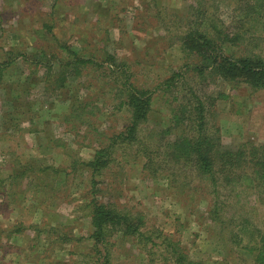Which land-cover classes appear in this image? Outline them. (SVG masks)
<instances>
[{
	"label": "rangeland",
	"instance_id": "1",
	"mask_svg": "<svg viewBox=\"0 0 264 264\" xmlns=\"http://www.w3.org/2000/svg\"><path fill=\"white\" fill-rule=\"evenodd\" d=\"M199 35L210 39L205 62L193 55ZM70 51L95 63L60 85ZM222 57L264 64V0H0V264H174L159 241L95 244L93 198L141 216L142 231L179 243L193 264H254L262 190L219 186L215 196L191 165L164 155L187 130L167 133L181 106L200 110L223 149L264 144V90L232 78L225 63L205 71ZM126 79L151 97L139 140L159 151L113 146L95 178L87 163L130 123L117 91ZM215 201L224 206L217 219Z\"/></svg>",
	"mask_w": 264,
	"mask_h": 264
},
{
	"label": "trees",
	"instance_id": "2",
	"mask_svg": "<svg viewBox=\"0 0 264 264\" xmlns=\"http://www.w3.org/2000/svg\"><path fill=\"white\" fill-rule=\"evenodd\" d=\"M252 8H249V13ZM199 16L205 17V10L202 8L199 10ZM251 19L246 21L251 28ZM207 21V20H206ZM208 29L217 32L216 22L209 21ZM224 27V22H221ZM242 24L237 26V30H241ZM225 28V27H224ZM219 31V29H218ZM221 41L224 40L225 35L221 32ZM187 35V34H186ZM185 35V37H187ZM202 37L203 35H199ZM245 31L239 32L235 38L238 46L241 44V37H245ZM203 42L200 44L198 50H194L193 54L198 60L201 57L203 61L211 59L210 53L204 50L210 45L209 37L203 36ZM246 42V41H245ZM71 59L68 58V63L63 65V68L59 72L60 85L67 80L68 77L81 75V68L85 69L89 65H94L92 58H80L76 52L70 51ZM108 62V61H107ZM225 63L228 70L233 71L234 78L236 75L243 77L241 80L246 82L251 87L264 90V64L257 58L251 59L243 57L238 60H231L226 57H222L219 61L216 60V64L209 66V70L205 71H219V65ZM108 64L110 66L115 65L114 59L111 57ZM120 66H125L121 64ZM193 68L198 67L196 64ZM2 69L0 68V79ZM219 74V73H218ZM173 75L169 78L165 84L172 85ZM227 77V75H225ZM124 88V89H123ZM123 89V90H121ZM121 90V91H120ZM117 91L123 93L125 96V105L130 114V123L126 127L124 132H120L113 137V142L109 149L102 151H96L95 157L87 166L91 170L93 177L102 176L103 172L110 166L112 162L110 148L117 145H134L137 143L146 153L152 151L147 146L143 145L139 140L140 127L147 121L148 115L151 109V97L147 91L139 90L131 86L127 79L126 83L121 85ZM188 113V115H187ZM172 125L169 126L168 132L180 125H185L187 130L180 136L169 140L164 145V155L168 157L172 162L176 164L191 165L197 172V175L202 177V182H206L208 190H213V194L216 196L219 186H239L244 184L246 188L251 191H260L264 194V144L262 145H244L237 150L223 149L217 142V139L208 135L204 130V116L199 109L193 110V112H186V109L180 107V110L175 112ZM170 134V133H169ZM163 148V146H161ZM152 151L153 153H158ZM237 183V184H236ZM96 184V183H95ZM255 194V193H254ZM258 194V193H257ZM261 194V193H260ZM258 198H261L259 196ZM90 207V220L93 228L89 239H92L95 244L106 243L107 238H111L115 235L126 236L136 240V243L147 246H155L159 241L158 246H165L169 253V257L174 264H193L189 260L188 255L185 254L180 248V244L173 242L167 236L163 234H156L157 232H145L142 231L144 226L143 218L139 215H133L125 210H119L115 207L107 205L95 198L89 202ZM212 215L217 219L220 211H224V206L214 202L212 206ZM156 234V235H155ZM258 236V235H257ZM258 247L256 249L254 264H264V233L258 236ZM104 257H108L106 254Z\"/></svg>",
	"mask_w": 264,
	"mask_h": 264
}]
</instances>
